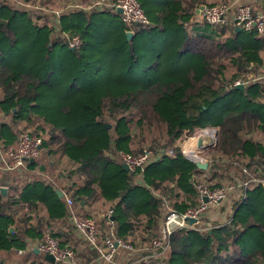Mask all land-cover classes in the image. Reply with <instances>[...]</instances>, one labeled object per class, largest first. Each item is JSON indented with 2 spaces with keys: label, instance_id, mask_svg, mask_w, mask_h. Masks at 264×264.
<instances>
[{
  "label": "trees",
  "instance_id": "1",
  "mask_svg": "<svg viewBox=\"0 0 264 264\" xmlns=\"http://www.w3.org/2000/svg\"><path fill=\"white\" fill-rule=\"evenodd\" d=\"M97 1L0 0V154L23 132L41 137L38 156L25 167L3 170L0 159V186L8 190L6 199L0 195V264H50L32 250L46 230L73 251L72 262L94 264L99 254L77 238L70 210L93 218L101 236L112 232L136 250L129 264H264V185L252 180L264 178V33L230 24L215 37L200 31L191 21L195 9L219 0H172L173 8L156 17L138 0L149 23L127 25L118 16L123 46L111 66L104 73L97 62L64 88L70 66L52 64L51 50L59 45L96 58L85 54L101 39H94L92 16L118 14L88 9ZM156 29H169V43L152 39ZM205 126L220 127L221 160L207 175L180 150L186 130ZM118 150L159 157L137 182L110 156ZM236 180L224 226L179 227L169 235V257L144 258L159 233L162 202L183 212L198 204L199 184L230 190ZM42 207L47 219L39 216Z\"/></svg>",
  "mask_w": 264,
  "mask_h": 264
},
{
  "label": "built area",
  "instance_id": "2",
  "mask_svg": "<svg viewBox=\"0 0 264 264\" xmlns=\"http://www.w3.org/2000/svg\"><path fill=\"white\" fill-rule=\"evenodd\" d=\"M76 5L75 7H77ZM79 7V6H78ZM103 10L107 8L110 11H117L120 9V18L122 22L127 25L149 23V20L144 13L138 0H98L88 7ZM198 21L206 23L213 29L220 33L218 27L225 24H230L232 27L239 28L244 31L254 30L259 34L264 33V11L259 10L252 3H237L236 0H219L212 5H203L202 8L197 7ZM77 39H71L68 43L70 46L77 44ZM234 85L243 84L241 80H235ZM195 127L193 131H200L199 133L208 134L211 136L213 146L219 142V126H205L199 130ZM186 140L180 144L182 155L191 162H210L213 158L207 160L202 155L204 148H199L196 145V136L192 135L190 131L186 130L183 133ZM41 137H32L28 132H23L17 138L15 147L6 153H2L1 162L3 170H11L15 168L25 167L26 162L38 156L40 151ZM172 148L168 150L172 154ZM202 153V154H201ZM116 158L120 163H124L128 167V171L135 173L134 179L140 182L142 170L150 163L157 160L158 154L151 150H145L140 155H132L123 150H118L116 153L110 155ZM218 158V157H217ZM214 161V160H213ZM245 171V169H244ZM252 180L262 182V179L253 177ZM264 181V180H263ZM248 181H244L246 185ZM229 198V190L222 186L209 188L205 184L197 186L198 204L187 208L183 212H177L169 207H166L159 219L158 236L153 238L146 247L148 252L144 258L148 256L161 257L162 252L168 247L169 235L179 227L193 226L189 224L188 220L194 218L197 221L203 217L209 204H217ZM68 206H71V199L66 198ZM230 208V206H229ZM112 211L108 210L107 214ZM69 221L74 227L76 236L80 240H84L94 247L99 256L98 262L100 264H117L119 256H125L127 259L134 253V250L129 244L123 242L120 238L115 237L112 232L105 236L100 235V231L96 226L95 220L91 217L84 216L81 213H74L70 210ZM35 248L39 251L53 255L55 261L65 264H71L73 258V251L69 247H62L60 241L51 230H46L44 240ZM140 251V250H139ZM19 253L22 252L18 251ZM118 264H129L119 262Z\"/></svg>",
  "mask_w": 264,
  "mask_h": 264
},
{
  "label": "rangeland",
  "instance_id": "3",
  "mask_svg": "<svg viewBox=\"0 0 264 264\" xmlns=\"http://www.w3.org/2000/svg\"><path fill=\"white\" fill-rule=\"evenodd\" d=\"M212 1V0H210ZM143 9H145L147 12H149L152 16L156 17L157 14H160V12H162V10H165L166 7L170 6L171 8H173L172 6V0H140ZM21 7H24L22 4H20ZM38 10V9H35ZM40 10V9H39ZM59 10V9H56ZM172 10V9H171ZM41 11V10H40ZM42 12H48L49 14H51L53 11L51 10H47L44 9V11ZM120 18V14H115V13H110L107 12L104 15H94L92 16L94 21L96 20V25L95 22L93 21L92 23L94 24L95 30H99L97 32H95L94 30V39H98L95 40L97 44H94V46L92 47L94 49V52H89L87 51L85 54H93L96 56V58L93 60H90V56L87 57L86 59H84V56L81 57H77L71 54V51H69L66 47L64 46H55L52 48L51 50V57H52V64L55 65V63L57 64V66H63L62 68L67 66L68 69V74H64V78L66 81H64V88H65V82L69 81L72 79L73 76L78 75V71H79V75L80 72L82 70L87 71V70H92L93 67L95 66V64L97 62L100 63V65L102 66L101 70L104 71V73L106 72V70H108L109 66H111V59L113 58L112 56H114L115 50H117L119 47L123 46V42L121 41L120 38V33L122 30V24H121V20H119ZM172 17H174V15H172ZM171 17V18H172ZM199 28H201V30L203 31H207V32H212L214 33V37L218 36V33H215L213 29H211V27L209 25H207L206 23H200ZM189 30V29H187ZM179 31L178 34H180V29L177 30ZM169 32V29L167 30H159L156 29V31H153V38L155 40H158L159 43H169V35H167V33ZM174 35V34H173ZM102 36V37H101ZM127 39V37H126ZM97 47V48H96ZM96 48V49H95ZM14 51V50H13ZM14 53V52H13ZM142 61L138 62V65L141 63ZM224 98L223 100H221L216 106H220L221 104H224L225 102ZM41 101V99H40ZM57 104L56 102H54V105ZM47 107L46 102L41 103L38 107H36L37 111H41V109L44 107ZM215 112H210L208 114L209 116H213ZM199 130L201 127H197ZM200 131H191L192 135H195L197 137L198 134H202L199 133ZM186 140V136H184L182 134V136L180 137V144L183 143V141ZM220 142V141H219ZM219 142H217L216 144H214L213 146L207 147L204 149V152L202 155L203 157H205V159L207 160L208 158H213L212 161H208L207 164V168L204 170L205 171V175L208 174V170L209 168H215L217 163L220 162L221 158H220V151L218 150L219 147ZM202 154V153H201ZM218 157V158H217ZM44 170L46 169V165L42 164L41 165ZM160 219V218H159ZM11 226L8 227V231L10 229ZM32 246V245H31ZM35 248V245L33 246ZM39 251V250H38Z\"/></svg>",
  "mask_w": 264,
  "mask_h": 264
},
{
  "label": "crops",
  "instance_id": "4",
  "mask_svg": "<svg viewBox=\"0 0 264 264\" xmlns=\"http://www.w3.org/2000/svg\"><path fill=\"white\" fill-rule=\"evenodd\" d=\"M236 1H237V3H247V2L248 3H252V5L256 6V8H258L259 10H263L264 11V0H236ZM191 21L192 22L201 23L200 21H198V14H197L196 9H195L194 16H193V18H192ZM188 27H190L189 28V31H191L190 30L191 29V26H188ZM221 28L218 27V29H220V33H221ZM211 29H213V28L211 27ZM199 30L200 31H203V30H201V28H199ZM235 30H236V28H235ZM128 31H131V30H128ZM214 32L217 33V31L215 29H214ZM132 34H133V32H132ZM213 169H216V168H213ZM263 180H264V178H262L261 184L264 185V181ZM240 184H241V182L239 180H236V182L233 184L234 187L229 190V194L230 195L231 194L232 195L234 194L235 197H236L237 196L236 189H238V187L240 186ZM56 189H59L62 192V195H63V191L60 188H56ZM61 196H59V197H61ZM101 205L102 204L98 202V203H94L92 205V207L93 208H99ZM229 206H230V208H229ZM166 207H169V206L165 202H162V211ZM87 209H89V208H87ZM230 209H231V203H230L229 198H227L226 200H223V201H221V202H219L217 204H209V206L207 208V211L205 212V214L203 215V217L201 219H199L196 223H194L193 226H190V227H193V228L198 229V230H200V229H207V228H210V227H222V226H224V224L227 223V221H229V219H227V217H229L228 215H229ZM48 215H49V211L46 209V207H42V209L40 210L39 216L43 217L44 219H47L48 218ZM230 215H231V213H230ZM58 220H59V218L57 220L54 219V221H58ZM10 228L11 229L9 230V232H11L13 230V227L12 226ZM32 250L35 252V248L32 249ZM18 251H21V250H17V253L20 254ZM38 252L39 251H37L35 253H38ZM169 254H170V251H169V248L167 247V248H165L163 250L161 257L162 258L169 257ZM43 257H44V253H43ZM97 259H98V257H97ZM97 259H96V261H95L94 264H100V263H98V260ZM82 260L84 261L82 264H86V261L84 259H82ZM126 260H128V259L125 256H119L117 258L116 262H118V263L120 262L121 263V262H125ZM75 263L76 262L74 261L71 264H75ZM10 264H13V263L10 262ZM50 264H65V263H60V262L55 261V263H50ZM91 264H93V262Z\"/></svg>",
  "mask_w": 264,
  "mask_h": 264
},
{
  "label": "water",
  "instance_id": "5",
  "mask_svg": "<svg viewBox=\"0 0 264 264\" xmlns=\"http://www.w3.org/2000/svg\"><path fill=\"white\" fill-rule=\"evenodd\" d=\"M202 7H203V5H200L199 6V8H202ZM196 11H197V9H196ZM117 12L120 13V9L119 8L117 9ZM236 31H240V29L239 28H236ZM125 34H126L127 39H129L131 37V35H132V32L131 31H126ZM242 86H243V84H237V85H235L236 88H238V87L241 88ZM106 127H109V124H106ZM195 141H196V145L199 148H204L206 146H210L211 143H212L211 136L208 135V134H198L197 137H196V139H195ZM33 161H34V159H30L29 160V162H33ZM193 163H194V165L196 166L197 169H201V170H205L207 168V166H208L207 162L194 161ZM120 166H121V168L123 170L128 171V167L124 163H120ZM40 167H41V169L43 168L42 166H40ZM55 192L59 196L62 195V192L59 189H56ZM7 194H8L7 187L0 186V195L4 199H6L7 198ZM188 222H189V224H194V223L197 222V220L194 219V218H190L188 220ZM37 251H38V249L35 248V252H37ZM44 258L47 261H49L50 263H55V258L53 257V255H51L49 253H45L44 254Z\"/></svg>",
  "mask_w": 264,
  "mask_h": 264
}]
</instances>
